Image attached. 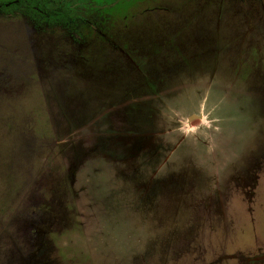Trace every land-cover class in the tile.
Returning a JSON list of instances; mask_svg holds the SVG:
<instances>
[{
  "label": "rangeland",
  "instance_id": "rangeland-1",
  "mask_svg": "<svg viewBox=\"0 0 264 264\" xmlns=\"http://www.w3.org/2000/svg\"><path fill=\"white\" fill-rule=\"evenodd\" d=\"M104 1L0 12V264H264V0ZM164 101L186 139L122 150Z\"/></svg>",
  "mask_w": 264,
  "mask_h": 264
},
{
  "label": "flooded vegetation",
  "instance_id": "flooded-vegetation-1",
  "mask_svg": "<svg viewBox=\"0 0 264 264\" xmlns=\"http://www.w3.org/2000/svg\"><path fill=\"white\" fill-rule=\"evenodd\" d=\"M13 1V0H12ZM113 1H115V0H105L104 2H100L101 4H99V5H97L96 6V9H97V11H94V13L96 14V13H98L97 14V16L96 17H100V18H96V21L98 22L99 21V26H102V30L101 31H103V32H101V31H99L98 30V32L99 33H97V32H95V35L94 36H97L99 39H107V32L106 31H108V30H105L104 28H103V25H104V23H106L107 22V17H106V15L104 14V11L106 10L105 8H108V4L107 3H109V2H113ZM119 1V2H118ZM133 1H137V0H117V2L118 3H131V2H133ZM146 1V0H145ZM149 1H151L153 4H150L149 6L147 5L146 7H149V8H151V9H155V13L157 12V11H160V12H163L164 14H166L165 12H168L169 11V8H171L172 7V5H170V4H168L170 1H168V0H162V2H158V0H149ZM188 2H195L194 0H187ZM234 0H228V2H227V4L228 3H230V2H233ZM148 2V1H147ZM223 3H224V0H218V4H219V11H218V16L217 17H219V18H221V15L223 14L222 13V10H223ZM238 3H240V2H238ZM7 5L9 4V2H7L6 3ZM157 4V6H154V5H156ZM75 5V4H74ZM79 5V4H78ZM261 5H262V7L261 8H263L264 9V4L261 2ZM43 6V5H42ZM154 6V7H153ZM197 8H199V9H201V7H202V11L201 12H204L205 11V5H203V6H200L199 4H197V6H196ZM226 8H228V7H226V5H225V10H226ZM145 9V7L143 8V10ZM83 11H84V14H87L88 12V8L86 7V6H84V8L82 9ZM58 12L59 11H63L65 14H68L67 13V11H65V10H63V9H58L57 10ZM246 11H248L249 13H250V10L248 9V10H246ZM14 12V10L13 11H11V12H8L7 14H12ZM229 13V9H228V12H227V14ZM69 17H70V22L69 23H65V22H58V23H56V24H53V25H67L68 27H70L71 28V25H72V23H73V20H75V17H71L70 15H69ZM155 19L156 20H161V19H159L158 18V16H156V14H155ZM84 20H86L87 21V19L85 18V17H82ZM89 20V19H88ZM261 22V24H263L264 22L261 20L260 21ZM263 22V23H262ZM253 27V26H252ZM251 29H253V28H251ZM262 29H264V28H262ZM261 29V30H262ZM255 30V29H254ZM76 32L77 31H75L74 32V34H76ZM106 33V34H105ZM93 36V37H94ZM93 37H91V38H93ZM71 38H72V40L74 41V42H76L77 40V38L76 37H72L71 36ZM252 41V40H251ZM88 42H89V40H88ZM167 45V44H166ZM114 46H115V48H117V49H121V47L119 46V45H117V44H114ZM137 65V67H138V69H139V64H136ZM145 79V78H144ZM146 80V79H145ZM149 89H150V91H149V93L150 94H152L153 95V97L156 99V98H158V96L161 94L160 93V90H159V87L157 88L156 86H154V84H151L150 86H149ZM203 98H205L206 99V97H207V99H209V96H206V95H204V96H202ZM202 100V98L200 99V101ZM208 101H210V99L208 100ZM165 102V106H164V108L166 107V106H168L169 107V104L166 102V101H164ZM205 102V101H204ZM213 104H214V108H216V106L218 105L217 103L215 104V102H212ZM139 104V103H138ZM198 104H200V102L198 103ZM140 106H142V108H143V111H141L140 113L141 114H143V117H141L140 116V121H139V123L138 122H136V124L135 125H133L132 126V128L130 127V128H125L124 129V127L125 126H123V129H122V127H121V129H119L120 130V132H121V136L124 138L125 137V135L127 134V132L130 130V129H134V130H137V132H140L141 133V135L142 136H145V135H149L147 138L149 139V141H148V139L147 138H142L141 136H140V134H138L137 136H139L138 137V140H132L133 142V144H137V146H138V148L141 150V152H140V154L138 155V156H141L142 154H145L144 152H143V150H142V148H141V146H144L145 144H151L152 146H155V145H158L156 142H157V140L159 141V139H161L162 140V142L159 144V147H163V145L165 144L164 143V141L166 142L167 141V133L166 134H162L161 135V132H163V130H167L168 128H164V129H161V130H159V129H157L156 128V126L154 125V121L156 120V117H157V115L159 114V115H161L162 117H164L162 114H161V112H162V108H160L159 106L157 107V105H155V104H149L148 106L149 107H147L146 109H149L147 112H145L146 110H145V107H144V104L143 105H141L140 104ZM187 106V105H186ZM188 107V106H187ZM192 107V106H191ZM180 108V107H179ZM216 110H217V108H216ZM169 113V112H168ZM218 114V113H217ZM219 116V115H218ZM199 117H200V115H199ZM220 117V116H219ZM142 118H144L145 120H146V122L145 123H142L141 122V119ZM200 118H203V115H201V117ZM164 119H167L166 117H164ZM185 120V119H184ZM188 120H189V115H188ZM110 129H112L111 128V125H110ZM170 129V128H169ZM112 130H114V129H112ZM176 130H178V134H180V132L179 131H182L181 129H180V127H178V129H176ZM118 132V131H117ZM159 132V133H158ZM169 132H171V131H169ZM168 132V133H169ZM172 132H174V130L172 131ZM126 133V134H125ZM157 133H158V135H157ZM125 134V135H124ZM172 135H173V133H171ZM177 134V135H178ZM176 135V134H175ZM111 136V135H110ZM110 136H108V137H110ZM180 136H181V138H183V135H181L180 134ZM123 138H121V140L123 141V142H125L124 141V139ZM184 138L186 139V135L184 134ZM183 138V139H184ZM144 139H147V140H144ZM178 139H179V137H178ZM176 144V143H175ZM202 146L204 145V142H201L200 143ZM132 145H127L126 144V142H125V144H122V146H121V149L122 150H124L125 148H129V147H131ZM121 153H123V152H121ZM120 153V155L118 156V157H121L122 158V154ZM154 153H156V150L155 151H151L150 153H147L146 155H150V156H152V155H154ZM137 156V157H138ZM168 157H165V160L167 159ZM124 158H122V160H123ZM154 174H155V170H154V172L152 173V176H154ZM262 257H264V254H262V255H259V256H256L255 258H254V261H257V260H259L260 258H262Z\"/></svg>",
  "mask_w": 264,
  "mask_h": 264
},
{
  "label": "trees",
  "instance_id": "trees-1",
  "mask_svg": "<svg viewBox=\"0 0 264 264\" xmlns=\"http://www.w3.org/2000/svg\"><path fill=\"white\" fill-rule=\"evenodd\" d=\"M7 2H9L8 5L6 4ZM21 4L25 5V10L23 12L36 21H47L50 24L70 22L68 14H65L63 11L58 12V9L46 10L39 0H0V12H11Z\"/></svg>",
  "mask_w": 264,
  "mask_h": 264
},
{
  "label": "crops",
  "instance_id": "crops-1",
  "mask_svg": "<svg viewBox=\"0 0 264 264\" xmlns=\"http://www.w3.org/2000/svg\"><path fill=\"white\" fill-rule=\"evenodd\" d=\"M201 102H202V106H204V104H205V102H204V98L202 97V100H201ZM170 105V104H169ZM185 105H180V106H178V107H176V106H174V107H172V106H169V107H172V108H174L175 110L172 112H170L171 113V115H172V118L173 119H169L170 120V123H171V128L170 129H167V130H163V132H161V135L162 134H166V133H168L169 131H171L170 133H172V131L174 130H176L178 127H180L181 125H182V123H181V120H184L185 118H186V120L187 121H189L188 120V116H187V114H188V112H187V110H189L188 109V107H184ZM180 107V108H179ZM171 109V108H170ZM177 114V115H176ZM175 115V117H173ZM137 131V130H136ZM159 133V132H158ZM158 133H157V135H158ZM127 136V134L125 135V137L123 138L124 139V141L126 142V144L127 145H132V147H135V144H133L132 142V140H138V137L139 136H137V137H135V138H130V137H126ZM149 138V137H148ZM147 138V139H148ZM147 139H144V140H147ZM148 141H149V139H148ZM150 142V141H149ZM178 144V142H176V144H175V146ZM151 146V144H145L144 146H141V148H142V150L144 151V150H146L147 149V147H150ZM155 146H158L159 147V145H155ZM154 146H152V149H154L153 148ZM157 147V148H158ZM157 148H156V151H157ZM152 151H155V150H152ZM145 154H147V152H144Z\"/></svg>",
  "mask_w": 264,
  "mask_h": 264
}]
</instances>
